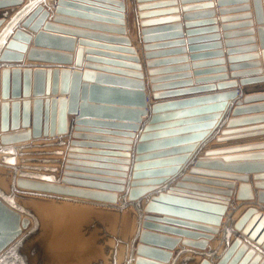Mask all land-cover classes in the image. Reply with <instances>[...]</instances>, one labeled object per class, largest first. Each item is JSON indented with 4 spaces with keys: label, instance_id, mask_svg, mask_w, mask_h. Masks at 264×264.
<instances>
[{
    "label": "water",
    "instance_id": "obj_1",
    "mask_svg": "<svg viewBox=\"0 0 264 264\" xmlns=\"http://www.w3.org/2000/svg\"><path fill=\"white\" fill-rule=\"evenodd\" d=\"M97 1L110 4L113 7L109 8L110 13H117V23L122 26H95L104 30L112 29L119 32L118 34L125 35L126 28L123 27L125 23L122 14L125 3L122 0ZM148 1L136 0L137 10L154 6ZM225 1L227 0H220L219 4H224ZM251 1L253 14L247 12L243 17L251 18L253 15L256 20L255 30L264 62V9L262 0ZM182 2L187 1L182 0ZM21 3L22 0H1L0 8ZM65 3L66 0H57L53 22L42 24V30L39 24L48 12L44 6L39 5L38 0H27L26 5L19 11L10 8L0 12V26L4 23L0 29V154L19 151L22 155L26 152L24 150L44 146L43 141L46 139L62 146V139L66 138V135L70 137L61 171L54 169V172L61 174L58 181H51L46 176L21 173L19 166L8 163L4 165L12 169L13 175L0 171L1 191L33 220L32 228L0 264H264V206L259 207L251 203L244 209L243 204L233 205L230 208L229 197L233 194L230 189L235 187L233 182L191 176L199 171L197 170L199 166L229 168L239 172L264 171V160L226 164L224 162L229 156L206 158V160L195 158L190 175H182L179 179H175L172 185L149 194L141 210L138 207V201L146 193L154 191L171 176H173L170 180L172 181L182 165L189 162L192 153L209 137L216 126L225 108L224 100L234 96L236 90L181 97L203 88L177 89V86L191 82L161 83L163 79L174 76H153L158 72L150 69L149 81L152 97L156 101L151 104L148 112L144 82L141 80L140 72L94 66L89 63H86L84 68H80L84 51L82 47L76 49L74 57L70 53L38 48L75 51L73 38L46 32L65 35V32H78L54 24L62 20L70 21L58 16L63 11L62 6ZM34 4V9L23 18L20 27L13 31L12 40L4 43L8 31L12 30L23 12ZM201 6L210 7L212 2ZM250 7L249 4L242 6L247 11ZM183 10L184 25L189 34L218 30L213 24L214 19L204 20L203 25L208 26L198 29L191 28L194 22L189 21L193 16H209L213 14V10L196 14L187 13L186 6ZM147 15L143 12L138 13L141 19ZM5 18L9 20L4 22ZM178 19L179 17L141 21V39L144 43H149L153 38L180 34L182 24ZM221 20L226 19L221 18ZM246 23L251 25L252 21L248 20ZM223 28L228 27L224 24ZM245 32H254V30L251 28ZM94 35L103 40L117 41L130 46L129 37ZM215 37L211 35L206 38ZM31 38H33V46L28 49L14 42V40L28 42ZM192 40L194 39L189 38L188 41ZM175 43L178 42L144 44L143 49L149 51L156 46ZM83 44L80 41L79 45ZM97 46L99 44L95 45ZM112 47L135 53L134 49L129 47ZM195 47L191 46V48ZM15 48H19V52L11 51L17 50ZM26 50V58L30 61L68 64L73 59L76 67L73 69L65 67L61 70L37 68L32 71L30 66L21 69L20 65L7 64V61L22 60L23 54L20 53ZM145 55L149 56L151 53L147 52ZM198 56L201 54L193 55L192 58ZM133 60L136 62L137 58L134 57ZM147 63L151 66L155 62ZM125 65H134L135 69H139L138 64ZM193 65L197 66L198 63ZM93 69L108 73L95 72ZM183 75L189 76L190 72ZM48 94L53 96L43 97ZM31 96H33L32 100L29 98ZM237 110L239 108L234 109ZM68 114H73L77 121L84 117H92L143 124L137 127L140 131L137 136L133 131L88 128L79 125H74V132L67 134ZM142 115L148 118L142 121ZM259 117L264 116L248 119ZM235 121L230 120L229 124ZM91 132L103 135L97 136L98 134ZM226 133L227 130H222L220 134ZM55 136L57 138H54ZM135 136L131 179L125 187L123 171L126 166L121 164L129 162L127 159L129 155L121 151H128L127 145L133 143L131 138ZM82 138L88 140L102 138L106 143L81 141ZM216 139L221 141L222 138ZM79 147L101 149L98 150L100 152L87 151L93 155H100L92 156L97 159L94 164H89L94 171L81 168L86 164L77 160L82 159L79 153H83L82 148ZM205 155L215 154L207 151ZM260 155L264 153L248 156ZM111 163H120V165ZM208 173L197 174L216 178H237L241 184L236 188V200H249L256 196L258 204L264 203V173L253 176V186L260 189L256 193L253 192L250 184H246L249 179L247 176L227 177V174ZM199 182L227 188L200 185ZM123 191L129 203L114 193ZM223 216H225L224 222H222ZM28 224V218L0 198V255L22 236ZM214 234H217L218 238L214 237ZM229 234L233 235V238L216 256L223 243H226ZM210 240H215V243L218 241V244L210 248L208 247ZM179 243L205 252L198 253L180 246L174 254V249Z\"/></svg>",
    "mask_w": 264,
    "mask_h": 264
},
{
    "label": "crops",
    "instance_id": "obj_2",
    "mask_svg": "<svg viewBox=\"0 0 264 264\" xmlns=\"http://www.w3.org/2000/svg\"><path fill=\"white\" fill-rule=\"evenodd\" d=\"M1 1V0H0ZM187 2H182V0H149V3H153L154 6H149L146 9H142L141 11L137 10V2L136 0H122L125 3V9L122 14H124V25L126 28V34L121 35L119 32L112 29H101L96 27L95 25L109 26V27H120L122 25H118L117 13H110L111 7L110 4L99 2L97 0H66L67 3L63 4L61 11L58 16L65 18L70 21L62 20L60 23L56 22L54 24L58 26H62L64 28H70L72 30H76L78 32H65L56 33L46 31L51 34L61 35L65 37H71L74 40V48L75 51H66L64 49H52L46 47H38L47 50L60 51L65 53H70L72 56H75L76 49L82 47L84 50L82 53L81 64L84 68L86 63L93 64L94 66H105L106 68H115L119 70H126L132 72H140L142 74V81L144 82V92L146 94V103L147 110L150 111V106L156 100L152 97L151 83L149 81L150 75L148 71L150 69L156 70L154 72L156 75L153 76H174L173 78L163 79L161 83L166 82H186L190 81V84L177 86V89H187V88H199L203 90H199L198 92L188 93L186 95H182L181 97H191L198 95H212L218 93H224L236 90V94L232 97L226 98L225 108L222 111L221 117L218 119L216 126L212 129L209 137L192 153L189 162L182 165L181 169L178 172V175L172 180L171 176L168 180L161 183L154 191H150L146 193L138 202V207L142 208L145 203L146 197L159 189H165L168 185H172L175 179H179L182 175H190V169L193 167V161L195 158H217V157H225L229 156L228 160H226V164H232L236 162L242 161H257L264 160V155L260 156H248L249 154H258L264 153V117H259L257 119H248L250 117H258L264 116V62L261 56V45L258 39V35L256 32L257 23L252 15L251 18L243 17V14L247 12H252V1L248 2L242 0H227L224 4H219L220 0H186ZM57 0H38L39 5L44 6V9L48 12L47 16H44L43 20L40 22V26L45 24L46 22H53V17L56 15L54 9ZM208 2H212V6L203 7L201 4H206ZM27 0H22L21 4L8 7L0 8V12L3 10H7L13 8L15 11H19L23 9L26 5ZM245 4H249L251 7L249 11L247 9L242 8ZM262 5L264 9V0H262ZM186 6L188 8L187 13L196 14L198 12L213 10V14L209 16L199 15L193 18H190L189 21L194 22V26L191 28H205L208 25H203L204 20L214 19V26L218 27L216 32L214 31H204V32H187V28L184 25V14L185 11L183 7ZM200 6V7H198ZM35 7V4L25 10L24 14L19 18L12 30L8 31L6 35L5 42L7 43L9 40H12L13 31L20 27V22L24 20ZM116 9V8H115ZM224 10V11H221ZM118 12V11H113ZM139 12L147 13V16H144L142 19L138 16ZM179 17L178 21L182 24V29L180 34H174L164 37L153 38V40L149 41V43H144L140 37V22L141 21H153L158 19H167V18H176ZM10 18V17H9ZM9 18H5L4 22H7ZM221 18H225V21H222ZM45 22L43 23V21ZM248 20L252 21L251 25H247L246 22ZM78 22V23H77ZM202 22V23H201ZM170 23V22H166ZM226 24L228 28L224 29L223 25ZM4 23L0 26V29ZM203 27H197L201 26ZM213 26V25H209ZM253 29L254 32H245L247 30ZM29 32L27 29H23ZM42 30V26L40 27ZM104 30V31H103ZM34 34V32H29ZM70 34V35H67ZM94 34H106L108 36H124L130 38V46L123 45L121 42L111 41V40H103L97 37ZM216 36L215 38H206L208 36ZM204 37V38H203ZM189 38H193L191 42H189ZM202 38V39H201ZM251 38H253L251 40ZM33 38L28 42H22L20 40H14L17 44H22L28 48L33 46ZM179 40H183L182 42ZM80 41L84 43L83 45H79ZM162 42H178L175 44H171L168 46H156L149 51H145L143 49L144 44H154L158 45ZM95 47V45H98ZM112 46H122L129 47L134 49L135 53L132 54L129 50H121L117 47ZM191 46H196L195 48H191ZM110 47V49H107ZM17 50H11L13 52H19V48H15ZM24 52V51H22ZM26 52L20 53L23 54L22 60L18 61H7L9 65H20L21 69L24 66H30L31 70H35L37 67H42V69H54L58 68H75V61L72 59V62L68 64H62L58 62L51 61H30L26 58ZM150 52L151 55L146 56L145 54ZM201 54V56L192 58L193 55ZM137 58L136 62L133 60L134 57ZM90 58V59H89ZM101 58V59H100ZM182 58V59H175ZM173 59V60H172ZM168 60V61H163ZM148 61L155 62L152 63L151 66H148ZM124 62V63H122ZM130 64H138L139 69H135L134 65H125L126 63ZM194 63H198L197 66H194ZM186 66V67H181ZM95 72H104L101 70L93 69ZM186 72H190L189 76H185ZM114 74L115 73H109ZM123 76V75H118ZM131 78V77H129ZM185 84V83H184ZM51 94L43 95V97L51 98ZM30 99L33 96L29 97ZM179 98V97H173ZM172 99V98H168ZM165 100V99H160ZM239 108V110L234 111V109ZM233 113H235L233 115ZM148 116L142 115V121L146 120ZM230 120H236L234 123H230ZM142 122H126V121H118V120H110V119H101V118H92V117H84L79 119L78 121L74 119L73 114L67 115V127L68 133L70 134L73 131L74 125H79L88 128H106L110 130H126L133 131L136 136L139 134V130L137 127L142 126ZM229 125V127H227ZM222 130H227L228 133L225 135H221ZM85 133L84 131H79ZM88 133V132H87ZM98 134L97 136L103 135L102 133H94ZM107 136H115V135H107ZM136 136L131 138L133 143L128 144V151H121L128 153V163L121 164L122 166H126L124 172L123 180L126 181L124 184L125 187L128 186V183L131 179L132 173V165H133V156H134V145L136 141ZM57 137V136H55ZM66 138L62 139V146L47 143V141L43 142L45 145L42 147L35 148L31 150L30 156L28 155H20V152L13 153H3L0 154V159L4 163L12 164L19 166L22 160L32 161L36 164L34 166L38 169H43L42 172H49L51 175L46 176L51 181H58V178L61 176L59 172H54V169H59L61 171L63 159L65 158V153L68 147V141L70 137L68 135ZM116 137V136H115ZM217 137H221V141H217ZM125 138V137H121ZM47 140V139H46ZM64 140V141H63ZM81 141L92 142V143H100L105 144L106 141L102 138H94V139H84ZM115 144V143H113ZM120 144V143H116ZM82 148L83 153L80 156L81 160L86 165L85 167H81L84 170L94 171L93 167H89V164H94L95 157L92 156H100L93 155L88 152H100L98 148L95 147H79ZM27 151V150H24ZM29 151V150H28ZM211 151L215 155H205V152ZM29 158V159H28ZM211 160V159H208ZM44 164V166H43ZM111 164H119L120 163H111ZM47 165V166H45ZM28 167L31 165H27ZM33 167L25 168V170L36 169ZM92 168V169H91ZM55 169V170H56ZM199 170L197 173L209 172L208 174L215 175V173L227 174L229 176H247L248 182L246 184H250L254 193L258 190L253 186V176L255 174H263L264 171H255V172H239L233 171L220 167H212V166H199L197 167ZM57 171V170H56ZM101 172V171H100ZM113 172H122V171H113ZM191 174V176L196 178H206L211 180H221L233 182L235 187L230 189L233 191V194L229 197V207L231 208L233 205L243 204V209L247 207V205H259V207L264 206L263 204H258L256 202V196L253 199L249 200H236L235 193L236 188L241 181L236 179H225V178H216L214 176L209 175H201V174ZM213 173V174H212ZM91 174V173H87ZM54 176V177H53ZM107 176V175H101ZM200 185L217 187V188H227L223 186H216L213 184H205L198 183ZM98 190V189H91ZM112 192V191H105ZM120 195L127 203L125 192H114ZM144 213V212H142ZM147 214V213H144ZM225 221V216L222 218V222ZM221 228V227H220ZM165 234V233H163ZM168 235V234H165ZM171 237H175V235H168ZM214 237L218 238L217 234H214ZM183 239V237H178ZM233 235H228L226 243L220 247L218 254L222 249L231 241ZM218 244V241L210 240L208 247L214 248ZM183 246L180 243L174 249V254L178 247ZM185 247V246H183ZM194 252H205L199 249L185 247ZM208 249V248H207ZM206 249V250H207ZM215 256V257H216ZM202 257V256H201ZM215 257H212L215 259ZM201 259V258H200ZM200 261V260H199ZM198 264V263H197Z\"/></svg>",
    "mask_w": 264,
    "mask_h": 264
},
{
    "label": "rangeland",
    "instance_id": "obj_3",
    "mask_svg": "<svg viewBox=\"0 0 264 264\" xmlns=\"http://www.w3.org/2000/svg\"><path fill=\"white\" fill-rule=\"evenodd\" d=\"M32 151L29 150V151H26L24 152L23 154L25 155V153H27L26 155L30 156V153ZM29 159V158H28ZM4 163L1 159H0V171L4 174H7V175H13V171L12 169L6 167ZM34 162L32 161H28V160H22L21 163L19 164V170L21 169V171L23 170V172L27 173V174H31V175H41V176H50L51 174L47 171L45 172H42L43 169L41 168H36L34 166ZM27 165H31V166H27ZM44 166V164H43ZM47 166V165H45ZM30 167H33V168H36V169H30V170H24L25 168H30ZM0 198L5 201L7 204H9L11 207L15 208L16 210L20 211L22 213V215L26 218H28L29 220V224H28V228L24 230L22 236L16 241L14 242L11 246H9L1 255H0V263L3 261V259L11 252V250L18 244V242L26 235V233L32 228L33 226V220L32 218L27 215L18 205H16L7 195H5L1 189H0Z\"/></svg>",
    "mask_w": 264,
    "mask_h": 264
},
{
    "label": "bare ground",
    "instance_id": "obj_4",
    "mask_svg": "<svg viewBox=\"0 0 264 264\" xmlns=\"http://www.w3.org/2000/svg\"><path fill=\"white\" fill-rule=\"evenodd\" d=\"M37 68H41L42 69V67H37ZM36 68V69H37ZM58 69V68H57ZM61 69H63V68H61ZM33 71V70H32ZM32 100V99H31ZM54 138H57V137H54ZM52 139V138H51ZM41 140V139H40ZM47 141V143H53V141H51V140H46ZM45 141V142H46ZM44 142V141H43ZM29 169V168H28ZM25 170V169H24ZM20 172L22 173L23 172V170L21 171V169H20ZM25 173V172H24ZM41 176V175H40ZM226 179V178H225Z\"/></svg>",
    "mask_w": 264,
    "mask_h": 264
}]
</instances>
